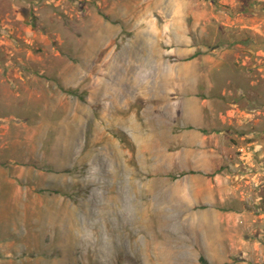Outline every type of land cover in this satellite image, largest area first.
I'll list each match as a JSON object with an SVG mask.
<instances>
[{"label":"rangeland","instance_id":"1","mask_svg":"<svg viewBox=\"0 0 264 264\" xmlns=\"http://www.w3.org/2000/svg\"><path fill=\"white\" fill-rule=\"evenodd\" d=\"M262 214L264 0H0V264H264Z\"/></svg>","mask_w":264,"mask_h":264},{"label":"trees","instance_id":"2","mask_svg":"<svg viewBox=\"0 0 264 264\" xmlns=\"http://www.w3.org/2000/svg\"><path fill=\"white\" fill-rule=\"evenodd\" d=\"M191 128V126H189ZM190 173H193L195 171L193 170H190L189 171ZM202 173V172H200ZM215 172H211V173H203L205 176L211 178L213 175H214ZM198 261H199V264H210L209 261L207 260V258L203 255V254H200L199 257H198ZM116 264H120V263H116ZM223 264H229V263H223Z\"/></svg>","mask_w":264,"mask_h":264},{"label":"bare ground","instance_id":"3","mask_svg":"<svg viewBox=\"0 0 264 264\" xmlns=\"http://www.w3.org/2000/svg\"><path fill=\"white\" fill-rule=\"evenodd\" d=\"M138 215H139V214H138ZM140 219H141V218H140ZM169 252H171V251H169ZM172 252H173V251H172ZM167 254H168V253H167ZM167 254H165V255H166V261H167V256H168ZM170 255H171V253H170ZM170 263H171V262H170ZM172 264H173V263H172Z\"/></svg>","mask_w":264,"mask_h":264},{"label":"built area","instance_id":"4","mask_svg":"<svg viewBox=\"0 0 264 264\" xmlns=\"http://www.w3.org/2000/svg\"><path fill=\"white\" fill-rule=\"evenodd\" d=\"M241 150L243 151V148Z\"/></svg>","mask_w":264,"mask_h":264},{"label":"crops","instance_id":"5","mask_svg":"<svg viewBox=\"0 0 264 264\" xmlns=\"http://www.w3.org/2000/svg\"><path fill=\"white\" fill-rule=\"evenodd\" d=\"M262 215H264V214H262Z\"/></svg>","mask_w":264,"mask_h":264}]
</instances>
